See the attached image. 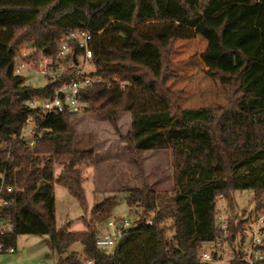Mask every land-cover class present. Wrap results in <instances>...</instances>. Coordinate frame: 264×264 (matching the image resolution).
Returning a JSON list of instances; mask_svg holds the SVG:
<instances>
[{
	"label": "trees",
	"instance_id": "obj_1",
	"mask_svg": "<svg viewBox=\"0 0 264 264\" xmlns=\"http://www.w3.org/2000/svg\"><path fill=\"white\" fill-rule=\"evenodd\" d=\"M93 31L91 48L95 81L82 89L86 111L93 109L114 123L121 110L132 113L130 143L136 152L172 149L175 190L172 195L151 190L138 197L131 227L113 252L96 244L97 226L84 230L57 228L55 181L66 186L86 208V191L75 167L91 159L76 147L69 112L45 113L30 102L49 98L75 68L44 87L26 84L15 72L24 45L33 56H56L65 33ZM207 41L206 52L222 72L233 76L232 108H189L174 104L165 85L163 38ZM125 83V86L122 84ZM33 114L43 130L35 145L19 135ZM232 150H248L231 157ZM221 157L217 161V157ZM66 168L55 175L54 165ZM8 172L15 189L5 208L13 223L7 236L49 235L58 264H212L200 259L202 244L222 231L217 214L219 195L235 212L234 191L249 189L254 206L229 221L235 250L229 264H252L245 240L250 217L264 207V0H0V172ZM153 213V216L149 212ZM153 223H149V218ZM173 221V235L166 220ZM82 242L84 255L64 254ZM254 264H264L263 258Z\"/></svg>",
	"mask_w": 264,
	"mask_h": 264
},
{
	"label": "rangeland",
	"instance_id": "obj_2",
	"mask_svg": "<svg viewBox=\"0 0 264 264\" xmlns=\"http://www.w3.org/2000/svg\"><path fill=\"white\" fill-rule=\"evenodd\" d=\"M161 43L166 70L158 81H163L174 104L189 108L211 107L218 113H221V108H232L234 78L222 72L216 61L208 56L207 41L202 36L163 38ZM39 55L41 59L42 55ZM32 58V66L25 68L22 75L26 84L44 87L50 78L38 70L39 56ZM80 62L84 65L83 56H80ZM93 62H89L88 72H96ZM70 123L75 131L76 147L91 153V159L81 161L75 167L82 176L87 206H82L66 186L55 181L58 229L84 230L89 224L105 231L109 229L107 221L124 217L133 221L138 216L137 210L144 211L139 198L134 197L140 191L173 194L175 167L172 149L136 152L129 140L133 131L129 110H121L115 123L93 109L73 114ZM249 152L232 150L229 153L231 157L239 158ZM220 160L218 156L217 161ZM65 168L64 164L56 163L55 175L58 176ZM233 195L238 209L248 210L254 203L249 189H236ZM225 208L226 200L219 198L217 210L224 212ZM260 212L264 214V207ZM166 223V233L172 237L173 221L167 219ZM244 236L246 239L237 243L238 250L250 248L251 231L248 230ZM49 240V235H19L13 250L0 253V264H58V256L52 251ZM202 247L214 248V243L205 242ZM114 249L108 247L105 251L113 252ZM76 253L84 255V245L80 241L73 243L64 256Z\"/></svg>",
	"mask_w": 264,
	"mask_h": 264
},
{
	"label": "built area",
	"instance_id": "obj_3",
	"mask_svg": "<svg viewBox=\"0 0 264 264\" xmlns=\"http://www.w3.org/2000/svg\"><path fill=\"white\" fill-rule=\"evenodd\" d=\"M93 34V31L88 28L70 30L63 35L55 57L41 53L42 57L40 59L39 55L38 70L52 80L63 76L70 68H75V70L69 80H65L56 88L53 96L31 101L30 105L32 108L42 109L45 113L53 114L69 112L73 115L86 111L85 103L80 93L87 85L95 81H101V77L97 76L95 72L87 71L89 62H93V50L91 48ZM32 49V47L28 46L22 47L21 55L15 66L17 74H22L25 68L32 66ZM80 56L85 59L84 65L80 62ZM122 86H125V83ZM42 133L43 130L39 128L37 119L33 114H30L25 120L19 138L28 145H35ZM14 189L15 186L8 182V172H0V253L15 248L14 245L7 243V236L13 230V223L5 213V208L11 203L8 193ZM219 198L225 200L223 194H220ZM253 206L254 203L251 204L248 210L237 209L234 213L228 208H225L224 212H218L217 218L222 234L211 241L214 243V248L202 247L200 259L203 262L212 264L230 263L234 258L235 250L230 241L229 221L234 214L241 215L243 212H248V216H250ZM148 222L153 223L152 217L149 218ZM132 224L133 222L125 217L107 221L108 230L100 231L98 229L96 235L97 246L102 250L108 247L115 248L120 242L125 229L131 227ZM248 230L252 233V242L248 243L250 248L247 249L246 258L250 263L254 264L256 260L263 258L264 254V214L256 219L250 217L249 222L246 224V236ZM80 264H92V261L82 259Z\"/></svg>",
	"mask_w": 264,
	"mask_h": 264
},
{
	"label": "water",
	"instance_id": "obj_4",
	"mask_svg": "<svg viewBox=\"0 0 264 264\" xmlns=\"http://www.w3.org/2000/svg\"><path fill=\"white\" fill-rule=\"evenodd\" d=\"M76 62H77V59H76Z\"/></svg>",
	"mask_w": 264,
	"mask_h": 264
}]
</instances>
